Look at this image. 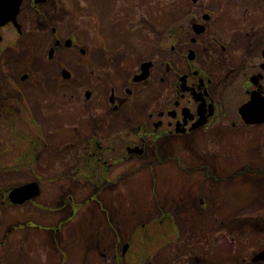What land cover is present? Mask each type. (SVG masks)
<instances>
[{
  "label": "rangeland",
  "instance_id": "374dc122",
  "mask_svg": "<svg viewBox=\"0 0 264 264\" xmlns=\"http://www.w3.org/2000/svg\"><path fill=\"white\" fill-rule=\"evenodd\" d=\"M109 1L48 0L40 5L38 0L31 4L23 0L27 46L23 47L20 59L11 55L7 59L2 57L0 82L18 81L25 71L33 77L45 43L52 38L43 32L40 36L35 34V19L38 21L40 16L60 36L75 34L80 48L88 51L99 48L96 35L100 28L107 47L116 49L122 61L134 56L133 48H137L134 43L147 36L149 31L145 32L143 23L153 19L165 26L170 22L167 17L182 16V12L178 15L179 9L171 10L170 5H184V13L187 11L184 0H136L131 12L128 7L124 9V15L131 19L124 20L125 28L115 16L117 11L108 7ZM8 29L0 30L3 38L0 50L15 35ZM5 62L15 71L4 66ZM114 65L118 67L117 63ZM48 72L42 70L43 75ZM222 91L220 88L219 92ZM225 92L228 98L236 96L233 87L228 86ZM30 95L32 107L36 108L35 97L33 93ZM141 96L134 101L135 108L129 110L135 124L142 119L148 102L149 96L143 93ZM241 101L232 107L234 115ZM0 103V264H190L193 259L208 264H254L251 255L264 247L263 129L248 127L236 132L222 130L219 136L209 134L210 138H200V146L181 147L186 151L184 155L182 149L178 152L174 149L173 158L177 161L179 156L178 162L168 161L162 151L160 158L166 160L152 167L146 158H133L115 170L114 174L120 175L116 186L101 182L90 192L86 189L90 186L78 187L79 182L70 186L68 173L75 169L66 159L53 167L48 165L50 162L36 167L31 158L29 162L26 157H34L36 153L28 142L33 141L32 122L28 117L19 120L17 99L2 97ZM41 121L47 131L57 126L52 115L42 116ZM233 121L240 124L236 115ZM60 139L57 137L56 145ZM120 139L122 149L137 140L133 136ZM9 141L17 151L25 152L24 161L21 154L9 152L6 146ZM64 143L53 156L57 161L65 150ZM29 182L36 183L38 194L21 206L11 203L7 195L10 189ZM68 192L76 200H83L80 193L95 195L73 216L65 206L55 208L60 196ZM46 215H51V219H45ZM58 222L61 225L55 227ZM170 225L175 228L174 235H170ZM44 227L49 230H42Z\"/></svg>",
  "mask_w": 264,
  "mask_h": 264
},
{
  "label": "flooded vegetation",
  "instance_id": "af4514ba",
  "mask_svg": "<svg viewBox=\"0 0 264 264\" xmlns=\"http://www.w3.org/2000/svg\"><path fill=\"white\" fill-rule=\"evenodd\" d=\"M31 1L34 2L29 0V4ZM184 1L187 3L185 13L184 5L169 6L171 10L179 9L178 15L182 12V16L167 17L170 22L165 26L153 19L143 23L145 32L149 31L147 36L134 43L137 47L133 48L134 56L122 61L116 49L107 47L100 28L96 35L99 48L88 51L80 48L81 43L75 34L60 36L51 23L40 20L42 16L37 18L38 21L35 19V34L40 36L43 32L44 36L52 38L50 43H45L43 54L34 66L33 77L25 71L18 81L0 82V95L4 100L17 99L19 120L28 117L34 127L33 141L28 142L36 153L34 157H26L28 160L33 159L36 167L42 162H50L48 165L53 167L66 159L67 164L75 169L68 173L70 186L79 182L78 187L90 186L86 189L91 192L101 182L116 186L120 175L114 174L115 170L133 158H146L149 167L166 159L178 162L179 156L177 161L173 158L174 149L178 152L181 147L185 149V145L200 146V138L219 136L218 132L222 130L236 132L248 127L264 130V122L245 124L238 112L252 92L264 94V0ZM46 2L48 0L38 3ZM135 2L109 1L108 7L117 11L115 16L125 28L127 22L124 20L131 19L124 15V9L128 7L131 12ZM26 17L21 4L16 16L20 31L12 23L0 28L9 27L10 33L15 32L6 47L0 50V60L2 57L7 59V55L22 58V49L27 46L24 39L26 23L23 22ZM93 28L96 29L95 23ZM119 30L124 31L121 27ZM2 40L0 36V42ZM34 46L36 48L35 41ZM138 53L141 55L137 56ZM10 65L4 63L15 71ZM43 69L49 70L47 75H43ZM228 86L233 87L236 96L227 97L225 90ZM220 88H223L222 92H219ZM31 93L36 108L32 107ZM142 93L149 96L148 102L142 119L135 124L129 110L135 108L134 101L142 97ZM239 100L242 101L235 110L240 122L237 125L233 121L232 107ZM44 115L55 118L57 126L54 130L45 129L41 121ZM123 136H133L137 140L122 149L120 138ZM57 137L62 139L56 145ZM261 142L264 146V135ZM63 143L65 150L57 161L53 156ZM6 146L12 155L21 154L24 161L25 152L16 151L10 141ZM183 149L182 155L186 152ZM161 151L166 159L160 158ZM195 151L197 158L198 147ZM86 193L79 194L83 200H76L71 192L64 195V200L61 195L55 208L65 206L74 215L95 195ZM45 219L50 220L51 215H46ZM60 225L58 222L55 227ZM42 230L49 229L44 227ZM250 261L264 264V259H255V255H251ZM190 264H208V261L201 263L193 259Z\"/></svg>",
  "mask_w": 264,
  "mask_h": 264
},
{
  "label": "water",
  "instance_id": "95a60500",
  "mask_svg": "<svg viewBox=\"0 0 264 264\" xmlns=\"http://www.w3.org/2000/svg\"><path fill=\"white\" fill-rule=\"evenodd\" d=\"M195 2L196 0H192ZM21 0H0V27L11 22L17 29L16 15ZM147 66V65H145ZM245 124H260L264 122V94L252 92L250 99L238 110ZM38 194V187L35 183L26 184L13 188L9 193V199L13 204H21L24 201ZM256 259H264V250Z\"/></svg>",
  "mask_w": 264,
  "mask_h": 264
},
{
  "label": "trees",
  "instance_id": "16d2710c",
  "mask_svg": "<svg viewBox=\"0 0 264 264\" xmlns=\"http://www.w3.org/2000/svg\"><path fill=\"white\" fill-rule=\"evenodd\" d=\"M0 157H2V156L0 155ZM170 233H171V231H170Z\"/></svg>",
  "mask_w": 264,
  "mask_h": 264
}]
</instances>
